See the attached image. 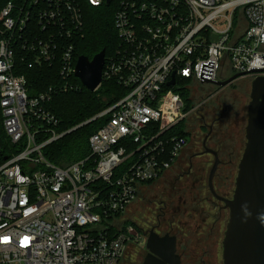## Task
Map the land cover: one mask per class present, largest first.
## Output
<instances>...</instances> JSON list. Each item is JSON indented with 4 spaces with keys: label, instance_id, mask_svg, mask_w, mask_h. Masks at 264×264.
<instances>
[{
    "label": "built area",
    "instance_id": "1",
    "mask_svg": "<svg viewBox=\"0 0 264 264\" xmlns=\"http://www.w3.org/2000/svg\"><path fill=\"white\" fill-rule=\"evenodd\" d=\"M112 1L9 0L0 10V264H119L140 236L115 215L187 146L169 134L195 108L185 111L179 89L200 92L229 72L231 81L264 76V0H115L118 43L104 55L102 80L127 92L71 127L108 116L88 138L90 154L57 165L43 149L71 129L57 130L54 88L29 95L14 73L16 50L69 82L84 5Z\"/></svg>",
    "mask_w": 264,
    "mask_h": 264
},
{
    "label": "rangeland",
    "instance_id": "2",
    "mask_svg": "<svg viewBox=\"0 0 264 264\" xmlns=\"http://www.w3.org/2000/svg\"><path fill=\"white\" fill-rule=\"evenodd\" d=\"M250 89L251 82L245 78L231 81L215 93L211 91L209 97L206 89L202 92L191 89L195 108L186 119L189 131L187 146L175 160L176 163L173 162L172 168L139 191L124 212L123 219L133 221L140 238L123 246L119 264H140L146 251V240L142 239L140 231H146L158 222H161V230L171 228L172 233L177 234L181 264H223L222 238L229 212L222 210L220 215L218 205L223 203L210 195L207 181L214 156L203 153L202 139L208 133L207 147L222 152L227 144L228 150H232L231 166L222 167L223 176L228 175L230 181L227 184L215 179L213 183L217 193L231 197L237 164L246 142V109ZM230 97L234 102L228 105ZM232 109L239 111L236 117L230 116ZM216 133L215 139L213 136ZM222 143L225 144L220 146ZM195 155L197 157L190 163L189 158Z\"/></svg>",
    "mask_w": 264,
    "mask_h": 264
},
{
    "label": "trees",
    "instance_id": "3",
    "mask_svg": "<svg viewBox=\"0 0 264 264\" xmlns=\"http://www.w3.org/2000/svg\"><path fill=\"white\" fill-rule=\"evenodd\" d=\"M7 1L9 0H0V10ZM115 8V0H113L111 4H103L97 7H92L88 4L84 5L85 31L83 38H79L76 41V57L85 55L91 59L92 56L102 49L105 50L106 56L114 50L118 43L116 29L113 26V12ZM14 59L16 64V70L14 73L23 75L26 78L29 95H36L50 87L54 88V92L49 101V108L59 119L57 127V130L59 131L71 129V127L77 126L92 118L101 110L113 105L127 92V89L118 84L114 79H103L99 84V87L96 90L91 91L87 87L82 86L81 82L74 76V74L70 75V78L68 79L69 82L66 81L69 85L71 84L72 87L66 89L62 86L66 82L61 78L56 65L43 63L29 67L28 63L30 59L27 55L25 58V53L20 48H17ZM230 76L231 73L229 72L223 80L229 79ZM183 82L184 81H179L181 84ZM204 89L207 90V96L209 97L211 91L215 93L224 88H221V86L218 85H208L205 88H202L200 92ZM179 92L185 101V111L190 110L195 106L191 89H184L181 87ZM231 102L234 101L230 97L229 100H227V104L229 105ZM231 111V117H236L238 115L239 111H237V109H232ZM107 118L108 116L100 117L96 120L85 123V125L73 128L67 134L47 144L43 149L45 157L47 160H50L57 165L64 166L75 161L84 160L86 156L90 154V145L88 144L89 136L97 131ZM186 124V119L178 122L176 125L172 126L169 134H179L186 137V139H189V131ZM217 135L218 134L216 133L213 138L216 139ZM224 144L225 143H222L220 146H223ZM227 146V144L224 145L222 151L229 149ZM154 181H148L145 182V184L149 185ZM115 216L123 218L124 213L118 212ZM132 224L134 225L133 221L127 219H123L121 223L122 227Z\"/></svg>",
    "mask_w": 264,
    "mask_h": 264
},
{
    "label": "water",
    "instance_id": "4",
    "mask_svg": "<svg viewBox=\"0 0 264 264\" xmlns=\"http://www.w3.org/2000/svg\"><path fill=\"white\" fill-rule=\"evenodd\" d=\"M110 0H107L109 3ZM105 50H100L90 59L78 56L74 75L82 86L94 91L102 80ZM237 75L227 80L214 81L219 86H227ZM209 82L207 80H204ZM213 82V83H214ZM174 83V77L168 84ZM250 101L247 105L245 146L237 164L235 188L231 198L217 196L212 179L219 157L207 147L203 138L204 152L214 155V162L208 177V184L215 198L224 202L229 217L222 238L223 264H264V76L251 82ZM147 254L141 264H179L176 253L175 236L166 234L159 237L150 230L146 236Z\"/></svg>",
    "mask_w": 264,
    "mask_h": 264
},
{
    "label": "flooded vegetation",
    "instance_id": "5",
    "mask_svg": "<svg viewBox=\"0 0 264 264\" xmlns=\"http://www.w3.org/2000/svg\"><path fill=\"white\" fill-rule=\"evenodd\" d=\"M212 127V126H211ZM210 127V128H211ZM202 141H203V139H202ZM206 141V140H205ZM207 143V141L205 142V144ZM202 145H203V147H205L204 146V144H203V142H202ZM207 146V145H206ZM210 148V147H209ZM212 149V148H211ZM213 151H215V153H216V155H218V157H219V163L217 164V167H216V171H215V173H214V176H213V179H212V184L214 183V181H216V180H218L219 182H222V183H227L228 184V182L230 181L228 178H229V176L227 175V176H223V169H222V167H230L231 166V164H232V150H228V149H226V151H218V149L216 148V149H212ZM220 152V153H219ZM203 153H206V152H203ZM220 154H222V155H224V156H226L227 157V159H224V158H221V157H223L222 155H220ZM212 155V154H211ZM214 156V155H213ZM195 157H197V155H195V156H192V157H190L189 158V161H190V163H192V159L193 158H195ZM216 179V180H215ZM208 182V181H207ZM209 187V192H210V195L212 196V198H215V196H214V194L211 192V190H210V186H208ZM213 187H214V184H213ZM214 192H215V194L218 196H221V197H223V198H231L232 197V195H231V197H226V196H224V195H222L220 192H216V190H215V187H214ZM217 201H219L220 203L222 202L223 203V205H218V213H220V215H222V210H227L228 211V209L227 208H225V206H224V202L222 201V200H220V199H217V198H215ZM213 204H215V203H213ZM161 228V222H158V224H156V225H152V226H150V228L148 229V230H146V231H140V234L142 235V239L145 241L146 240V236H147V234H148V232L150 231V230H153L155 233H157L158 235H159V237H161V236H164V235H166V234H169L170 236H175V239H176V253L179 255V257H180V263L179 264H181L182 263V257H181V253H179L178 252V243H177V234L175 233V234H173L172 232V230H171V228H169V229H165V230H161L160 229ZM145 248V247H144ZM145 250H146V248H145ZM147 254V250L145 251V254H144V256ZM143 256V257H144ZM142 257V258H143ZM144 259V258H143ZM143 259H142V261H143ZM141 261V262H142ZM141 262H139L140 264H141Z\"/></svg>",
    "mask_w": 264,
    "mask_h": 264
}]
</instances>
